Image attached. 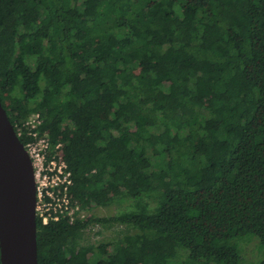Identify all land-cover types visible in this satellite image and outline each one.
I'll return each mask as SVG.
<instances>
[{
    "label": "trees",
    "instance_id": "obj_1",
    "mask_svg": "<svg viewBox=\"0 0 264 264\" xmlns=\"http://www.w3.org/2000/svg\"><path fill=\"white\" fill-rule=\"evenodd\" d=\"M0 100L71 174L39 264H264V0H0Z\"/></svg>",
    "mask_w": 264,
    "mask_h": 264
},
{
    "label": "water",
    "instance_id": "obj_2",
    "mask_svg": "<svg viewBox=\"0 0 264 264\" xmlns=\"http://www.w3.org/2000/svg\"><path fill=\"white\" fill-rule=\"evenodd\" d=\"M32 160L0 100L1 264H39Z\"/></svg>",
    "mask_w": 264,
    "mask_h": 264
},
{
    "label": "built area",
    "instance_id": "obj_3",
    "mask_svg": "<svg viewBox=\"0 0 264 264\" xmlns=\"http://www.w3.org/2000/svg\"><path fill=\"white\" fill-rule=\"evenodd\" d=\"M44 120L40 113H32L27 121L18 127L17 136L23 138L25 134L31 141L25 148L32 160L37 187L36 214L44 225L58 222L62 218L75 221L78 208L71 207V198L68 187L72 185L71 174L66 172L62 144L56 146L55 153L48 161L50 140L47 136L40 137L37 129ZM85 218V212L80 215Z\"/></svg>",
    "mask_w": 264,
    "mask_h": 264
},
{
    "label": "rangeland",
    "instance_id": "obj_4",
    "mask_svg": "<svg viewBox=\"0 0 264 264\" xmlns=\"http://www.w3.org/2000/svg\"><path fill=\"white\" fill-rule=\"evenodd\" d=\"M102 112V110L98 111ZM84 114L91 115V114H96V113H89L85 112ZM125 206H116L114 205L113 207L110 208H103V209H97L89 213H85V216H93L95 218H110L114 216L115 214L119 213L120 210L124 209ZM121 228V227H120ZM123 229V228H122ZM119 230L118 227H110L107 229H103L100 225L94 227L93 229L89 230L87 237L88 240L92 243H98L102 240H111L113 237L117 235V231ZM98 232H101V234H98Z\"/></svg>",
    "mask_w": 264,
    "mask_h": 264
}]
</instances>
